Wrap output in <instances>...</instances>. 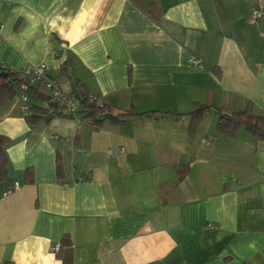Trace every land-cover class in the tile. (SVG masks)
<instances>
[{"label": "crops", "instance_id": "1", "mask_svg": "<svg viewBox=\"0 0 264 264\" xmlns=\"http://www.w3.org/2000/svg\"><path fill=\"white\" fill-rule=\"evenodd\" d=\"M40 63L117 118L0 103V264H264V139L188 113L264 115V0H0V66Z\"/></svg>", "mask_w": 264, "mask_h": 264}, {"label": "trees", "instance_id": "2", "mask_svg": "<svg viewBox=\"0 0 264 264\" xmlns=\"http://www.w3.org/2000/svg\"><path fill=\"white\" fill-rule=\"evenodd\" d=\"M154 3L150 4L146 12L153 18L159 17V13L154 11ZM0 103L15 94L24 92L29 99L28 111L24 115L29 124H34L39 120H49L55 116H65L78 119L80 122H85L97 126L101 119L117 118L112 115L111 107L102 102L99 106L97 100H90L92 94L77 86V91L71 94L78 100V106L74 113L67 112L63 106L52 101L50 95L39 89L40 82H30L22 73L0 66ZM26 85V88H23ZM210 108L218 113V121L216 123L217 134L223 136H232L239 126H244L255 138L264 139V115L255 114L252 106L249 104L243 109H219L209 105L197 104L188 113L192 117L191 130L194 129L201 113L204 109ZM8 143V138L0 134V183H5L6 187L11 188L13 183L7 175V157L5 154V145ZM56 172L61 173V164L59 158L56 160ZM27 174H31L29 169Z\"/></svg>", "mask_w": 264, "mask_h": 264}, {"label": "built area", "instance_id": "3", "mask_svg": "<svg viewBox=\"0 0 264 264\" xmlns=\"http://www.w3.org/2000/svg\"><path fill=\"white\" fill-rule=\"evenodd\" d=\"M189 63L192 65L198 64L199 59L198 58H189ZM25 77L30 82H40L42 85L48 90V93L50 95V98L52 101L56 102L58 105L63 106L67 112L74 113L77 106H78V100L71 94L64 92L55 77H53L49 73V67L45 63H40L36 65H27L22 69ZM23 88H26V85H23ZM19 98L21 101V109L23 111V114L25 115L28 111L29 106V99L27 95L24 92H21L19 94ZM90 100H97V103L99 106L102 105V101L99 100L97 95L92 94L90 96ZM79 121L78 119H76ZM107 152L110 155H116V152L112 149H108ZM83 177H79V180H81ZM17 182L13 183V186L11 188H7L2 191V196L9 195L13 190L17 188ZM207 226L212 227V225L207 224ZM51 251L53 253H58L59 251V244H54L51 246Z\"/></svg>", "mask_w": 264, "mask_h": 264}, {"label": "water", "instance_id": "4", "mask_svg": "<svg viewBox=\"0 0 264 264\" xmlns=\"http://www.w3.org/2000/svg\"><path fill=\"white\" fill-rule=\"evenodd\" d=\"M0 72H1V70H0Z\"/></svg>", "mask_w": 264, "mask_h": 264}]
</instances>
